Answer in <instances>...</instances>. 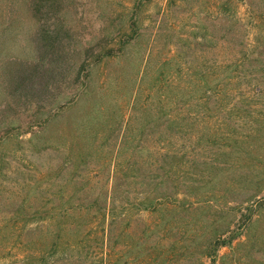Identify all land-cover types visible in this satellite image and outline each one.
<instances>
[{"label":"rangeland","instance_id":"rangeland-1","mask_svg":"<svg viewBox=\"0 0 264 264\" xmlns=\"http://www.w3.org/2000/svg\"><path fill=\"white\" fill-rule=\"evenodd\" d=\"M231 75L262 89L231 119L252 159L200 201L188 160ZM0 264H264V0H0Z\"/></svg>","mask_w":264,"mask_h":264},{"label":"trees","instance_id":"trees-1","mask_svg":"<svg viewBox=\"0 0 264 264\" xmlns=\"http://www.w3.org/2000/svg\"><path fill=\"white\" fill-rule=\"evenodd\" d=\"M109 55L111 56V54ZM228 67L230 66L227 65V68ZM35 74L36 71L31 70L30 72H28V75L27 72H24L23 77H30L32 80L33 79L32 76H35ZM235 77L236 75L235 76L231 75L228 77L229 79H228L227 87H225L224 89L225 91L222 90L224 96L220 98L218 97V102H222L225 101V99H227V104L225 105L223 103H216V105L213 108L206 109L207 111H209L208 113H206L208 114V118L209 115H211L210 117H215L213 119V121H215L214 124L213 123L209 125L203 124L199 126L201 132L198 136L196 135V138L194 140L195 141L194 143H196L198 146L197 147L198 150L196 151H199V156L193 157L190 160H188L190 162L189 167L194 166L195 169L192 171L195 176H190V177L192 181L200 183V184H194L193 186L194 190L199 191L200 189H203L202 194H198L199 196L196 197L195 199L199 198L200 200L201 198L208 197L207 200H209V198L212 197L211 195H213L207 192L212 190L209 186H213L215 184L222 185L226 183L227 182L226 180L223 181L224 176L229 177L230 175L231 176L235 175L238 176L239 178V176L243 174L242 169L245 163V161H243L244 156L252 159L253 148L248 150L249 148L246 149V147L251 146L252 144L251 140H253L258 134L257 133L258 128L252 125L249 126V128L241 127V124L243 122H239L238 124H234L232 122L233 120L239 121L249 116H251V120L253 122L257 121L258 112L254 109L255 94H253V92H261L262 89L255 88L257 85L252 84L251 80L249 81L238 80L235 79ZM251 85H253V87H251ZM248 86L249 88L247 89ZM255 89H258V91ZM203 97L211 98V96L208 97L203 96ZM211 110L213 111L212 114L210 112ZM221 112H225L224 117L218 114ZM253 112H255L256 114L253 115ZM168 114L169 113H164L165 116H167ZM169 115H170L169 116L170 118L168 119L169 124H171V126L174 127V129L178 131L187 132V130L183 129L182 126L185 125L190 126V124L188 123L191 122L187 120H190L189 118L192 119V117H188V116L186 117L182 115L180 116L181 118L180 121L178 118L179 116H176V114H174V116L171 114ZM204 115L205 114L202 113L198 114V116L193 117V119L197 122L203 119V121L210 123L209 122L210 120L204 118L205 117ZM216 115H218V117ZM228 118L230 119L228 120ZM183 121H187V122L183 123ZM243 129H247V130H243ZM167 154L168 153H166V155ZM182 156H186V150L183 153L181 152V156H176L172 153L168 154V158H170V160L172 159L171 161L177 160L178 158L180 159L182 158ZM189 167L187 168L190 169ZM169 172L170 171L168 170V173ZM249 182L251 183L252 181L249 180ZM158 199L159 200H156V198L154 197L151 198L150 195H146L140 200H138V202L143 204L149 203V205H153L155 204L156 201H160L161 203H166V204H172V203L175 204L177 201V198H173L172 194H161V196ZM212 199L213 198H211L210 200ZM171 201L172 203H169ZM69 216L73 217L70 211H69ZM79 217L83 218L85 216L82 214L80 215L78 214L76 216V219H78ZM72 225H74V228L73 229L71 228L72 229L71 231L77 233V235L80 236L79 227L82 224L76 222V224H72ZM228 242L229 240H222L214 244L212 243L213 245H211V250L207 252V255H209L210 257H214L218 247L221 245H226V243ZM58 246L59 245L54 244L53 247L51 248V251L53 253H56L58 251L57 248H59Z\"/></svg>","mask_w":264,"mask_h":264}]
</instances>
